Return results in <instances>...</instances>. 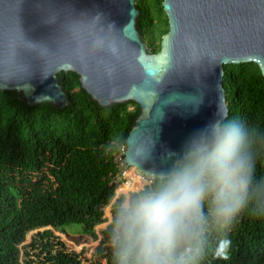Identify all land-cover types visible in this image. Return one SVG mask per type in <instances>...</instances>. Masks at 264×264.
I'll return each instance as SVG.
<instances>
[{"label": "trees", "instance_id": "obj_1", "mask_svg": "<svg viewBox=\"0 0 264 264\" xmlns=\"http://www.w3.org/2000/svg\"><path fill=\"white\" fill-rule=\"evenodd\" d=\"M136 6L157 53L169 32L163 0ZM63 85L62 111L0 91V264H85L55 233L74 224L100 240L97 264H264V76L256 63L224 65L229 116L216 144L134 194L129 208L115 198V178L139 106H100L74 72L63 73ZM139 198L150 200L149 213ZM109 206L111 222L98 230Z\"/></svg>", "mask_w": 264, "mask_h": 264}, {"label": "water", "instance_id": "obj_2", "mask_svg": "<svg viewBox=\"0 0 264 264\" xmlns=\"http://www.w3.org/2000/svg\"><path fill=\"white\" fill-rule=\"evenodd\" d=\"M137 0H0V91L64 110L63 73L100 106L134 101L125 168L171 178L213 147L229 116L224 65L264 76V0H163L169 32L152 53ZM61 75V77H59Z\"/></svg>", "mask_w": 264, "mask_h": 264}, {"label": "rangeland", "instance_id": "obj_3", "mask_svg": "<svg viewBox=\"0 0 264 264\" xmlns=\"http://www.w3.org/2000/svg\"><path fill=\"white\" fill-rule=\"evenodd\" d=\"M121 148H120L119 156L121 154ZM130 172L133 174L131 169ZM119 179L123 182L121 177L115 178L116 181ZM151 183H152L151 181H148L146 179L136 180L134 185L130 189H123L118 194L116 192L115 198L122 195L123 206L125 208H129L133 201L134 194H139L145 187H150ZM120 186L123 185L121 184ZM137 203H138V209L141 213L144 214L149 213L152 209L149 199L139 198L137 199ZM104 214L107 222L99 226L97 228L98 230L103 227H106L111 222V206L106 208ZM36 232L37 231H33L27 236V242H30L32 234ZM81 232H82V227L80 225L74 224V225L66 226L64 233L58 231H56L55 233L62 238V240L70 249L75 250L77 253L82 254V260L85 264H97V259L95 258V250L96 247L99 245L100 240L94 241L92 240V238L83 235Z\"/></svg>", "mask_w": 264, "mask_h": 264}, {"label": "built area", "instance_id": "obj_4", "mask_svg": "<svg viewBox=\"0 0 264 264\" xmlns=\"http://www.w3.org/2000/svg\"><path fill=\"white\" fill-rule=\"evenodd\" d=\"M125 151H126V146H123L121 148V154L120 156H118V160H119V165L123 168V170L120 172V177L122 178L123 182L121 183L123 186H118L117 187V194L120 193V191H122L123 189H130L136 180L139 179H143L145 180V178L139 176L138 174L135 173L133 168H125L124 167V163H123V159H124V155H125ZM130 169L132 170L133 174L130 172Z\"/></svg>", "mask_w": 264, "mask_h": 264}]
</instances>
